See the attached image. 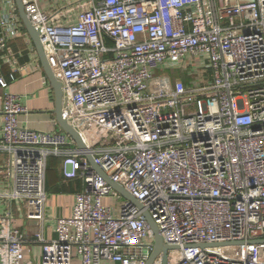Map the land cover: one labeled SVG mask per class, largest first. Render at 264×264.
<instances>
[{
	"label": "built area",
	"instance_id": "1",
	"mask_svg": "<svg viewBox=\"0 0 264 264\" xmlns=\"http://www.w3.org/2000/svg\"><path fill=\"white\" fill-rule=\"evenodd\" d=\"M39 1L23 0L24 10L62 85L64 118L85 145L62 130L23 127L28 109L4 96L0 197L23 202L38 223L41 264H72L74 252L81 264H147L155 236L145 213L176 247L166 264H264V0H76L50 12ZM24 35L15 4L7 14L0 6V70L14 69L12 81L20 69L9 43ZM198 59L194 87L173 89L159 75ZM51 157L83 187L47 240ZM24 245L12 215L1 216L0 264H28Z\"/></svg>",
	"mask_w": 264,
	"mask_h": 264
},
{
	"label": "crops",
	"instance_id": "2",
	"mask_svg": "<svg viewBox=\"0 0 264 264\" xmlns=\"http://www.w3.org/2000/svg\"><path fill=\"white\" fill-rule=\"evenodd\" d=\"M75 1L76 0H40L39 2L42 10L50 12ZM13 3L16 6L15 0H0L3 13L7 14L12 10L14 6ZM24 33L26 35L18 37L9 43L12 52L17 57L18 68L20 69L16 74V79L13 81L11 80L14 69L9 65H3L0 70V77H4L9 83L8 87L5 89L0 86V107L6 94L17 95L20 97L21 103L29 111L27 114H23L20 117L23 127L46 132L60 131L61 127L55 115L54 91L42 67L35 45L25 27ZM32 47L35 49V54L31 50ZM1 56L0 54V61ZM36 58L41 64L40 69H33ZM43 78L47 79L46 83H44ZM2 136L3 116L0 113V138ZM7 161L8 154L4 151H0V167L5 166ZM62 161L63 160L59 157H51L48 161L46 175V219L44 222V236L47 240L56 239V221L62 218H69L72 215L76 195L83 187L80 180H66L64 178ZM5 188V182L0 179V194ZM106 204H111L110 200H106ZM6 214L12 215L13 225L24 235V248L26 251L27 263L41 264L42 244H40L35 237L38 223L27 220L25 204L20 201H9L0 197V217ZM72 264H81L76 252H74Z\"/></svg>",
	"mask_w": 264,
	"mask_h": 264
},
{
	"label": "water",
	"instance_id": "3",
	"mask_svg": "<svg viewBox=\"0 0 264 264\" xmlns=\"http://www.w3.org/2000/svg\"><path fill=\"white\" fill-rule=\"evenodd\" d=\"M17 9H18V13H19V17L21 19V21L23 22V25L28 33V35L30 36L32 42L35 45L37 54L39 56V59L41 61L42 67L45 71V74L50 82V85L54 91L55 94V115H56V119L57 122L59 124V126L61 127V130L63 132H65L66 134L70 135L73 140L77 143L78 147L80 149H85V145L83 143V141L81 140V138L79 137L78 133L76 132V130L71 127L67 121L64 118L63 115V91H62V85L61 83L55 78L53 71L51 69V67L49 66V63L47 61V57H46V53L44 51L42 42L39 38V34L38 32H36L35 28L32 26V24L30 23L25 10H24V5H23V0H15ZM91 165L93 166V168L95 169V171L100 174L108 184H110L113 189H115L117 192H119L126 200L132 202L133 204H135L137 207L142 208V206L140 205V203L134 199V197H132V195H130L124 188H122L121 186H119L118 184L112 182L107 175L99 168V166H97L94 162V158L92 155H88L87 156ZM152 232L154 233L155 236V244H154V252L149 260V262L147 264H153L154 261L156 260V258L163 253V264L167 263V256H168V252L170 250L176 249V247H172V246H167L164 244L163 239L159 233L158 227L156 225V223L154 222V220L151 218V216L148 213L144 214ZM214 246H224V245H202L203 248H209V247H214Z\"/></svg>",
	"mask_w": 264,
	"mask_h": 264
},
{
	"label": "rangeland",
	"instance_id": "4",
	"mask_svg": "<svg viewBox=\"0 0 264 264\" xmlns=\"http://www.w3.org/2000/svg\"><path fill=\"white\" fill-rule=\"evenodd\" d=\"M203 63L200 59L193 60L192 65L160 70V77L165 75L171 82L173 89H188L194 87L200 81V71ZM206 73V72H205Z\"/></svg>",
	"mask_w": 264,
	"mask_h": 264
}]
</instances>
